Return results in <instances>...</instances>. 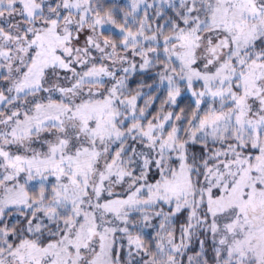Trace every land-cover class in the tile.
I'll return each mask as SVG.
<instances>
[{"label": "snow or ice", "instance_id": "obj_1", "mask_svg": "<svg viewBox=\"0 0 264 264\" xmlns=\"http://www.w3.org/2000/svg\"><path fill=\"white\" fill-rule=\"evenodd\" d=\"M0 264H264V0H0Z\"/></svg>", "mask_w": 264, "mask_h": 264}, {"label": "trees", "instance_id": "obj_2", "mask_svg": "<svg viewBox=\"0 0 264 264\" xmlns=\"http://www.w3.org/2000/svg\"><path fill=\"white\" fill-rule=\"evenodd\" d=\"M183 106V105H182Z\"/></svg>", "mask_w": 264, "mask_h": 264}]
</instances>
